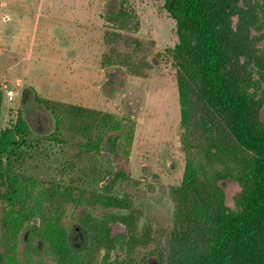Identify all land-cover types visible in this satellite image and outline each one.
I'll list each match as a JSON object with an SVG mask.
<instances>
[{
	"label": "rangeland",
	"instance_id": "1",
	"mask_svg": "<svg viewBox=\"0 0 264 264\" xmlns=\"http://www.w3.org/2000/svg\"><path fill=\"white\" fill-rule=\"evenodd\" d=\"M250 1L264 20V0ZM165 5L166 0H0V132L18 118L32 131L15 137L6 166L45 190L68 188L62 208L45 202L43 211L57 213L85 264L169 263L178 223L175 192L187 154L170 53L178 43L176 22ZM124 13V29L120 21H110ZM253 34L259 37L263 66L253 75L252 91L264 123V23ZM82 36L88 42L77 41ZM73 106L100 115H78ZM35 108L47 114V124L33 117L30 123L27 114ZM102 114L121 123V129L104 127ZM131 127L132 146L122 140L115 146L113 140ZM190 142L200 183L208 191L211 170L232 175L216 185L226 206L236 209L242 191L234 179L237 165L211 150L198 130ZM97 195L119 199L127 208L107 207ZM5 209L0 203V218ZM40 221L25 222L16 255L30 264H57L48 245L39 249L36 234L27 239ZM101 222L112 228L109 246L93 239Z\"/></svg>",
	"mask_w": 264,
	"mask_h": 264
},
{
	"label": "trees",
	"instance_id": "2",
	"mask_svg": "<svg viewBox=\"0 0 264 264\" xmlns=\"http://www.w3.org/2000/svg\"><path fill=\"white\" fill-rule=\"evenodd\" d=\"M166 10L176 22L178 43L170 51L177 70V85L187 154L184 179L175 192L179 203L177 231L168 264H264V123L254 96L253 75L263 65L256 47L260 30V9L250 0H166ZM127 13L110 21L127 24ZM39 101L41 99H38ZM92 116V109L73 106ZM102 116L104 127L119 131L121 123ZM198 130L209 148L226 155L238 167L234 179L241 185L237 208L225 204L223 190L216 185L232 175L213 169L211 191L200 183L199 166L192 159L190 142ZM27 121L18 118L12 128L0 132V203L6 207L0 218V264H30L17 257V236L25 222L41 219L28 235L40 238L39 249L46 245L57 264H85L82 250L72 246L71 238L59 225L55 212L43 211L44 203L63 207L68 188L52 185L44 189L31 179H22L6 166L15 137L31 134ZM134 128L122 140L132 146ZM212 189L214 193H212ZM107 207L127 208L114 197L97 195ZM95 242L113 243L112 228L105 223L95 228ZM28 243V242H27ZM108 248V247H107Z\"/></svg>",
	"mask_w": 264,
	"mask_h": 264
},
{
	"label": "flooded vegetation",
	"instance_id": "3",
	"mask_svg": "<svg viewBox=\"0 0 264 264\" xmlns=\"http://www.w3.org/2000/svg\"><path fill=\"white\" fill-rule=\"evenodd\" d=\"M27 116L31 124H32V119H31L32 117L35 118L39 123L47 124V118H48L47 114L38 108H35L32 113L29 110Z\"/></svg>",
	"mask_w": 264,
	"mask_h": 264
},
{
	"label": "crops",
	"instance_id": "4",
	"mask_svg": "<svg viewBox=\"0 0 264 264\" xmlns=\"http://www.w3.org/2000/svg\"><path fill=\"white\" fill-rule=\"evenodd\" d=\"M83 36H85V34H84ZM83 36H82L81 38L78 37L77 41H80V43L83 42V44H84V42H88L89 37H87L86 39H84ZM87 36H88V35H87ZM79 39H80V40H79ZM87 39H88V40H87ZM84 47H86V48L89 50V52L92 51V47L90 46V43H87V45H84ZM90 54H91V52H90Z\"/></svg>",
	"mask_w": 264,
	"mask_h": 264
},
{
	"label": "water",
	"instance_id": "5",
	"mask_svg": "<svg viewBox=\"0 0 264 264\" xmlns=\"http://www.w3.org/2000/svg\"><path fill=\"white\" fill-rule=\"evenodd\" d=\"M31 106L29 105L28 108H30Z\"/></svg>",
	"mask_w": 264,
	"mask_h": 264
}]
</instances>
